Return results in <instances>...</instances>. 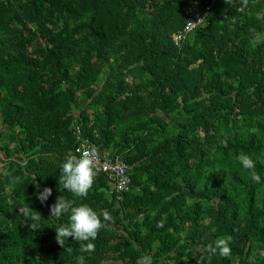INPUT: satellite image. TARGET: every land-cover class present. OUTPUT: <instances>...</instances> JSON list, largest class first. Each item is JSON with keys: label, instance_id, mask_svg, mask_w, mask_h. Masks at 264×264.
I'll list each match as a JSON object with an SVG mask.
<instances>
[{"label": "trees", "instance_id": "trees-1", "mask_svg": "<svg viewBox=\"0 0 264 264\" xmlns=\"http://www.w3.org/2000/svg\"><path fill=\"white\" fill-rule=\"evenodd\" d=\"M193 1L0 0V264H264V183L235 159L264 177V0H200L177 45ZM76 127L129 164L122 197L104 172L87 198L60 183ZM60 196L114 217L94 252L57 242ZM225 234L231 256L209 257Z\"/></svg>", "mask_w": 264, "mask_h": 264}, {"label": "clouds", "instance_id": "clouds-1", "mask_svg": "<svg viewBox=\"0 0 264 264\" xmlns=\"http://www.w3.org/2000/svg\"><path fill=\"white\" fill-rule=\"evenodd\" d=\"M235 159L239 161L242 170H248L252 181L257 184L264 183V177L256 170L257 159L251 154L239 153ZM59 169L62 175L59 177L64 189L71 192L76 198H87L89 191L93 188L96 177V153L91 150H84L79 155L70 154L60 163ZM17 180L20 178L17 177ZM39 189V185H37ZM52 194L51 187H44L37 191L36 196L41 203H44ZM31 208V207H29ZM51 216L58 221L63 215L68 216L67 224H58L55 228L56 239L60 245H65L68 237L81 242V252L92 253L95 251V240L99 231L107 226L108 222L114 220L110 211L105 209L98 212L88 203H77L75 199H66L62 196L51 205ZM25 214L32 230L40 228V215L31 214L25 209ZM231 234L217 237L211 244L207 245L206 252L209 257L219 255L230 257L232 254ZM138 264H152L148 255L138 258Z\"/></svg>", "mask_w": 264, "mask_h": 264}, {"label": "built area", "instance_id": "built-area-1", "mask_svg": "<svg viewBox=\"0 0 264 264\" xmlns=\"http://www.w3.org/2000/svg\"><path fill=\"white\" fill-rule=\"evenodd\" d=\"M210 8L211 4H203L200 0L190 3L186 23L183 29L174 35V42L177 45H181L192 32L206 21ZM74 134L79 140V145L76 148L77 154H80L84 150L94 151V147L83 137L80 127L74 129ZM96 171L107 174L109 180L113 183V188L117 192L118 197H122L123 193L130 189L132 178L129 173V164L121 156L102 157L96 153Z\"/></svg>", "mask_w": 264, "mask_h": 264}, {"label": "rangeland", "instance_id": "rangeland-1", "mask_svg": "<svg viewBox=\"0 0 264 264\" xmlns=\"http://www.w3.org/2000/svg\"><path fill=\"white\" fill-rule=\"evenodd\" d=\"M0 170H2V167H0Z\"/></svg>", "mask_w": 264, "mask_h": 264}]
</instances>
